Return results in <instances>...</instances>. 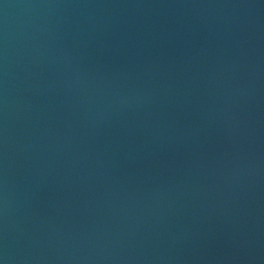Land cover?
Returning a JSON list of instances; mask_svg holds the SVG:
<instances>
[{
  "label": "water",
  "instance_id": "1",
  "mask_svg": "<svg viewBox=\"0 0 264 264\" xmlns=\"http://www.w3.org/2000/svg\"><path fill=\"white\" fill-rule=\"evenodd\" d=\"M0 264H264V0H0Z\"/></svg>",
  "mask_w": 264,
  "mask_h": 264
}]
</instances>
